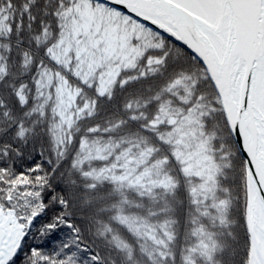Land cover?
I'll use <instances>...</instances> for the list:
<instances>
[{
    "label": "snow or ice",
    "instance_id": "6c2138e0",
    "mask_svg": "<svg viewBox=\"0 0 264 264\" xmlns=\"http://www.w3.org/2000/svg\"><path fill=\"white\" fill-rule=\"evenodd\" d=\"M0 264H264V0H0Z\"/></svg>",
    "mask_w": 264,
    "mask_h": 264
}]
</instances>
